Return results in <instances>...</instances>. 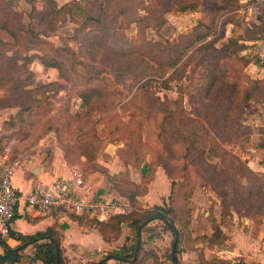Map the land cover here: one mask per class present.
<instances>
[{"label":"rangeland","instance_id":"1","mask_svg":"<svg viewBox=\"0 0 264 264\" xmlns=\"http://www.w3.org/2000/svg\"><path fill=\"white\" fill-rule=\"evenodd\" d=\"M42 4L0 0V158L59 153L127 214L169 207L181 264L264 260V0H72L53 21ZM89 222L132 254L127 224ZM141 238L139 264H171L162 222Z\"/></svg>","mask_w":264,"mask_h":264},{"label":"crops","instance_id":"2","mask_svg":"<svg viewBox=\"0 0 264 264\" xmlns=\"http://www.w3.org/2000/svg\"><path fill=\"white\" fill-rule=\"evenodd\" d=\"M71 1L55 0L59 7L68 5ZM35 163V161L24 162L15 168L12 184L21 195H29L37 184L52 185L57 181H69L71 178L72 168L65 157L59 153L43 163ZM107 187L108 183L103 178H98L96 175L87 177V188L91 197L97 198L99 191ZM83 217L85 219H82ZM89 220L95 219L60 212L41 215L21 203L16 213V219L12 224L10 236L8 238L0 237V256L5 254L2 241L6 242L10 248L16 249L21 245V241L15 235L33 236L37 233L53 231L60 239L65 263L68 260L70 264H96L106 257L109 251H118L117 247L121 241H107L99 229L93 226ZM49 243L50 240H44L39 242L38 245L42 246ZM121 246L123 247V245ZM35 252L36 245L28 246L21 252L22 260L16 264H44L42 261L34 259ZM259 257L260 255L255 258L257 264H264L262 257ZM111 262L115 261L111 260L108 264Z\"/></svg>","mask_w":264,"mask_h":264},{"label":"trees","instance_id":"3","mask_svg":"<svg viewBox=\"0 0 264 264\" xmlns=\"http://www.w3.org/2000/svg\"><path fill=\"white\" fill-rule=\"evenodd\" d=\"M67 8L68 5L59 7L58 4L55 2V0H44L43 18L46 21H53L59 16H61L62 13H64L67 10ZM0 28L6 31L7 33H9L10 36L12 37L16 36L14 31L9 27H7L6 25H0ZM207 37L208 35L202 37V40H204ZM193 43L194 42H191L189 46L185 47L182 51L174 55L172 61H170V63H167L168 68L174 70V73L165 82L166 86H168L169 82L175 79V75L178 72L177 67L183 61V59L188 55L190 51V46ZM28 60L29 61L39 60L42 66L49 69H56L59 72L60 76L65 75L64 68L61 62L58 61L57 59H52L43 56H34V57H30V59ZM256 82L258 84H261V81H256ZM96 95H98V92L91 90L88 92L81 93L79 95V98L84 104L89 105L93 97H95ZM248 96L250 97V95ZM101 192L102 191H99V194ZM171 211L172 210L167 206L156 205L150 209H143L138 212H132L126 215H115L114 217H112L108 221V223L114 219L115 221H117V224L119 226L127 224L129 228L135 231L136 242L135 245L130 248L132 249L133 252L131 255H128L127 252L128 249L126 247H123L119 251H114L109 253L106 257H104L100 262L96 264H108V262L111 260H114L118 264H139L138 257L139 254L141 253L142 229L145 228L150 223L156 221L162 222L166 226L167 230L170 231L173 235L172 253L170 256L171 264H181L178 259L180 233L175 223L171 219ZM99 223L105 224L107 222H99ZM15 236L18 238L19 241H21V245L16 249H12L7 245L6 242L2 241V244L5 248V254L3 256H0V264H16L20 262L22 260L21 252L30 245H36V252L34 254L35 260H40L44 264H65L61 249L60 239L58 235L53 231L37 233L36 235L33 236H25L20 234ZM44 240H50V243L39 246L38 243ZM206 264H232V263L226 259H214L212 261L207 260ZM238 264H245V263L240 262Z\"/></svg>","mask_w":264,"mask_h":264},{"label":"built area","instance_id":"4","mask_svg":"<svg viewBox=\"0 0 264 264\" xmlns=\"http://www.w3.org/2000/svg\"><path fill=\"white\" fill-rule=\"evenodd\" d=\"M15 163L7 155L0 158V237L8 238L21 203L41 215L54 212L88 216L99 222H107L115 215H126L128 205L117 200L97 199L89 195L87 176L81 166L71 169L69 181H57L52 185L37 184L29 195H21L12 184Z\"/></svg>","mask_w":264,"mask_h":264}]
</instances>
